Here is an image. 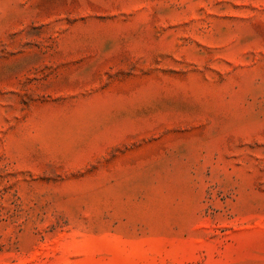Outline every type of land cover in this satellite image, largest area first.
I'll return each mask as SVG.
<instances>
[{
    "label": "rangeland",
    "instance_id": "obj_1",
    "mask_svg": "<svg viewBox=\"0 0 264 264\" xmlns=\"http://www.w3.org/2000/svg\"><path fill=\"white\" fill-rule=\"evenodd\" d=\"M0 264H264V0H0Z\"/></svg>",
    "mask_w": 264,
    "mask_h": 264
}]
</instances>
